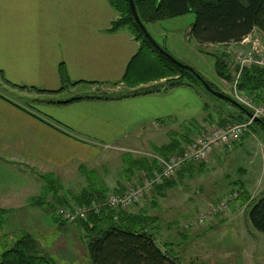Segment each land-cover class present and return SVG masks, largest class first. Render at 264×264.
<instances>
[{
    "label": "crops",
    "instance_id": "obj_1",
    "mask_svg": "<svg viewBox=\"0 0 264 264\" xmlns=\"http://www.w3.org/2000/svg\"><path fill=\"white\" fill-rule=\"evenodd\" d=\"M116 17L107 0H0V209L5 210L4 216L9 214L6 206L10 196H16L27 187V175L42 181V176L49 175L48 170H63L71 165L77 166L78 171L83 168L84 172L94 168L102 172L98 181L108 193L110 182L106 179L110 172H118L128 183L123 175L127 168L125 161L137 158L118 154L112 156L114 165L107 168L103 163L111 160V156L106 155V151L143 154L146 148L142 138H157L164 131L167 137L177 126L181 129V123H190L191 131H201L207 122L225 127L242 121L240 111L232 106L225 113L216 112L217 118L211 119V108L209 114L205 113L210 105L194 86L186 83L169 89L159 84L163 87L157 91L139 89L118 97L103 93L92 99H83L80 95L82 99L76 101L70 100L78 97L60 99L70 93L60 91L63 81L89 86L87 93L96 89L101 93L123 78L139 43L124 30L109 31ZM250 41L227 46L231 50H248L252 45L264 49V42L261 44L254 38ZM16 87L44 90L49 98H43V93L30 97L28 92ZM66 101L69 102L59 104ZM224 114L227 116L223 117ZM166 124L175 127L166 132ZM255 130L250 127L249 133L237 144L213 151L206 164L183 167L181 176L178 173L173 179L177 181L173 188L161 192L154 188L143 199L142 206L134 208L140 210L132 214L152 218L153 223L148 228L154 237L163 232L168 236L170 227L177 226L172 218L181 214V199L184 209L189 210L196 205L191 197L200 195L202 200L208 196L219 200L244 192L249 201L261 198L264 194V138H256ZM190 138L185 135L176 139L180 150ZM168 141L169 137L161 147L168 145ZM157 155H151V160L161 157ZM33 167H39L44 174L34 176ZM226 170H233L234 175L223 174ZM206 177L216 178L208 186L211 191L209 187L217 185L215 191L207 192L203 183L196 182ZM191 181L197 187L188 196ZM114 184L113 190L121 186ZM123 189L121 186L122 192ZM193 227L186 234L187 240L190 233L201 226ZM83 237L82 232L84 241ZM156 246L179 262L181 242L175 246Z\"/></svg>",
    "mask_w": 264,
    "mask_h": 264
},
{
    "label": "rangeland",
    "instance_id": "obj_2",
    "mask_svg": "<svg viewBox=\"0 0 264 264\" xmlns=\"http://www.w3.org/2000/svg\"><path fill=\"white\" fill-rule=\"evenodd\" d=\"M194 21V14L189 13L184 16L158 21L154 24H146L145 30L157 46L164 48V50L172 58H174L179 63L193 69L205 81L213 85L215 89L219 90L235 102L250 103L249 101H251L252 103L264 106L263 101H258L257 92L249 93L236 88L237 81L239 80L238 78L240 75L237 76V73L234 71V67H236L237 65L231 53L245 52L247 50L244 48L235 49L232 46L231 48L233 49L231 50L227 45L199 46L189 32L190 27L194 23ZM253 38L259 43H261V41L262 43L264 42V34H262L257 29H254L251 32L250 38L248 39L250 43V40ZM199 48L202 50V52ZM147 51L151 52L150 49H148ZM226 52H231V57L230 54ZM258 52H261L262 55V53H264V49L260 50L259 48ZM221 54H226L227 56L224 59V63L230 75L229 81H223L222 79L218 81V78L215 74L214 56H220ZM154 58L158 60L157 57ZM252 68H255L264 73V69L256 67H248L247 69ZM180 82H184L188 85L194 86V88L203 96L208 106L210 105L206 108L205 113L209 114L208 109L211 108V119L217 118V116L215 115L216 112L225 113L227 110H230V108H232L226 102L221 101L220 99L204 92L188 76L182 78ZM167 83V79H162L160 81L139 86L137 87L138 89H129L121 83L117 86H109V90L104 88L106 92L102 91L101 93L97 89L93 92L87 93V91L85 90L89 89V86L77 85L69 87L66 91L70 93L62 95L60 99H67L71 97L80 98V96H82L83 98L91 96L95 97L98 95L102 96L103 93H106L110 97H118L121 95L132 94L136 90L142 88L145 91L157 90L160 87L166 86ZM159 84H162L163 86H160ZM28 95L30 97H33L36 94L33 92H28ZM260 95L264 98V88L261 90ZM43 98L47 99L49 98V96L45 94ZM35 103L38 104V100L37 102L35 101ZM225 116L227 115L224 114L223 117ZM206 117L205 120L208 119ZM245 120V117H242L241 122ZM205 125L202 127L201 131H191L189 130V128L191 127L190 123H181V129H178L179 126H177L175 128V132L169 133L167 137L164 131V133L159 132L161 134L158 135L159 137L157 138L154 136H147L146 138H142V140L145 141L144 147L146 148V150H137L142 151L143 154L135 152L117 153L113 151H106L105 154H109L111 156V160L106 161L105 163H103V165H106L107 168H110L112 165H114L115 161L113 160L112 156L123 154L127 158H130L131 155L132 157H136L137 159L143 158L147 160L149 165H152L153 162L154 166H152V168L150 169L151 172L157 167V162L155 160H151V155L156 154L155 148L159 146L161 147L163 141H166L169 137L168 142H174V140L176 141L177 138L180 139L181 137L182 139V137L185 135H187V137L190 136L191 138H193L192 136H198L202 132L209 131L210 129H213L215 127H219L212 126V124L209 122H207ZM164 126L166 128V132L171 131L169 129L175 127L171 124H166ZM251 126H253V123L251 124ZM253 128H256V138L257 136H259L258 139H260V137L264 138V135L259 128H257L256 126H254ZM247 133L249 132L245 131L242 137H244ZM153 145H155V147ZM139 147L143 148L142 145H139ZM208 159L200 164H206L208 162ZM76 167L77 166L71 165L63 170H48L49 175L51 176V180L57 181V184L59 185V187L56 186L54 187V189H51L48 183H44V181L39 180L37 177L31 178L30 175H27L28 177L25 178L28 182L27 187L24 188V190L18 192L16 196H10V201L8 202L9 205L6 206V209H10L9 214L2 217L1 219L2 225L0 226V254L12 247L17 239H19L23 234L27 233L41 244V250L47 255H50L55 264H89L88 258L85 257L84 254L83 240L81 238L82 231L75 228L76 226L65 227L62 228L61 231L58 230V225L53 220L54 211L52 215V213L46 210L45 207L32 206L28 202L32 199H41L43 197H46L42 202L44 204L45 202H52L51 205L55 208L56 211L58 208H60L56 201L64 198L70 202V195L76 196L82 189L81 187L85 188L89 184V182L93 181V179L98 180L101 178L102 172L100 170L87 168V170L83 174L84 176H82V174L77 170ZM33 168L34 169L32 171L34 173V176L44 174L41 171L42 169H40L39 167ZM117 173L118 172H114V170H112L110 172L111 176L109 175V177L106 179V181L108 180V182H110V189H108L109 192H111L115 188V184L113 186L114 182H117L122 187H127L128 185H134L137 182H140L141 179L146 176V172H141L134 175L133 177L130 176L127 180L128 183H126L124 178H122V176ZM222 173L234 175L233 170H226ZM214 180H216V178L206 177L203 178L202 181L196 182L203 183L207 188V192H213L217 189V185H211L209 187L211 191H208V186L212 182H214ZM195 187H197V185L193 181H191L188 187V190L190 191L189 193L187 192L188 196L192 194V190H194ZM54 191H57L55 196L52 195ZM194 192L195 191H193V194ZM227 196H224L223 198ZM191 198L196 204L193 205L195 208L191 207L189 208V210H185L183 200L181 199V214L178 217L174 216L172 218L175 219V223H177V226L173 228L170 227V230H168L170 234H168V236H165V232H163L162 234L156 233L157 235L155 237V242L159 247H162V245L164 244H172L173 246H175L176 244L181 242V247L179 248V264H264V237L261 233L254 231L250 227L246 214V205L242 204L241 201H238V197L234 201H231L227 209H225L223 212L207 219L205 218L206 222L202 225H199L201 227H196L197 229L190 233L189 240L185 241L182 238V235H186L189 232V229L194 227L191 226L188 229H184L183 224L195 218V216L197 215L204 214V211L207 209V207L212 206L219 200L223 199L221 198L219 200H214L213 198H209L208 196L207 198H204V200H202L203 196L201 195L198 196V198ZM143 201L144 200H142L137 206H142ZM139 210L140 208L137 210L131 208L129 212L133 213ZM153 214H156V212H153ZM175 231L177 232L176 235ZM79 238L81 239L79 240Z\"/></svg>",
    "mask_w": 264,
    "mask_h": 264
},
{
    "label": "trees",
    "instance_id": "obj_3",
    "mask_svg": "<svg viewBox=\"0 0 264 264\" xmlns=\"http://www.w3.org/2000/svg\"><path fill=\"white\" fill-rule=\"evenodd\" d=\"M107 1L118 14V17L110 23L109 31L126 30L139 43L137 52L129 62L123 78L120 82L111 84L112 86L122 83L129 89H136L142 85L167 79L168 83L163 89H169L182 84L180 80L188 76L204 92L209 94L191 72L172 65L153 48L135 23L127 0ZM133 3L136 14L144 28L146 24H154L165 19L193 13L195 21L189 32L199 46L239 43L249 36L254 29L264 34V0H133ZM148 49L151 52H148ZM200 51L202 52L201 49ZM154 57H157L158 60ZM225 57H227L226 54L214 56V70L219 79L229 81L230 75L224 63ZM60 73L62 74V72ZM238 79L236 88L249 93L257 92L258 101L264 102L263 96L260 95L264 88V73L262 71L255 68L245 69ZM79 84L63 81L60 91L64 92L69 87ZM208 84L215 91H219L210 83ZM16 88L21 91L46 94L44 90L36 88ZM140 90L145 91L144 89ZM92 98H97V96L83 99ZM80 99L82 98H74L70 101ZM68 102H60L59 104ZM239 113L241 117H244L241 112ZM254 126L259 128L264 135L262 126L253 122L251 127ZM155 152L166 158L168 155L179 153L180 147L177 141H172L167 146L155 148ZM125 163L127 168L123 175L127 179L133 176L135 172L150 174V169L154 166L153 162L152 165H149L147 160L143 158L125 161ZM79 171L85 173L83 168H80ZM182 171H184L183 168L178 174L179 177L183 173ZM41 179L44 183H48L51 189L56 186L59 187L58 182L51 180L50 175L42 176ZM176 183L177 181L174 180L166 181L161 186L155 187V190L158 192L165 191L173 188ZM116 189L113 190V193H122L121 186H117ZM56 193L57 191H54L52 195L55 196ZM106 195L107 190L103 184L93 179L79 194L70 195L69 198L70 202L75 205H89L98 200L103 201ZM45 198L32 199L29 204L45 207L53 215L52 202H45L44 204L42 201ZM248 199L249 197L244 192L238 193L237 200L246 205L250 227L264 237V194L256 201H249ZM70 202L64 198L56 201L59 207H69ZM5 213V210L0 209V226ZM53 220L60 231L65 227L76 226L75 228L83 232V248L89 264H179L178 261L169 257L156 246L155 237L148 228L153 223L152 218L141 213H115L106 206H102L97 215L90 214L86 220L77 221L75 224L63 223L55 216ZM182 238L187 240L186 235H182ZM41 249V244L31 235L25 233L15 241L12 247L0 254V264H55L50 255Z\"/></svg>",
    "mask_w": 264,
    "mask_h": 264
},
{
    "label": "built area",
    "instance_id": "obj_4",
    "mask_svg": "<svg viewBox=\"0 0 264 264\" xmlns=\"http://www.w3.org/2000/svg\"><path fill=\"white\" fill-rule=\"evenodd\" d=\"M245 42H249L248 37L242 40V43ZM233 59L237 65L234 67L237 76L248 67L264 69V56L258 52L255 45H252L245 52H233ZM249 102L236 103L250 112L253 117L264 118V106ZM249 124L250 122L234 123L202 132L199 136L190 138L184 143L179 153L166 158L157 157L155 159L157 167L150 174H146L140 182L124 187V191L121 194L109 193L103 201L98 200L89 205H75L70 202L69 207L58 208L54 212V216L63 223L75 224L77 221L86 220L90 214L97 215L102 206H106L115 213H129L131 208H135L146 196L150 195L155 187L161 186L165 181L173 180L183 167L202 163L216 149L229 147L239 142ZM236 196V192L229 194L216 204L207 207L204 214L197 215L195 218L185 222L183 228L188 229L191 226L202 225L206 222L205 218L215 216L227 209Z\"/></svg>",
    "mask_w": 264,
    "mask_h": 264
},
{
    "label": "water",
    "instance_id": "obj_5",
    "mask_svg": "<svg viewBox=\"0 0 264 264\" xmlns=\"http://www.w3.org/2000/svg\"><path fill=\"white\" fill-rule=\"evenodd\" d=\"M128 1V5H129V10L132 14V17L134 18L135 23L139 26V28L141 29V31L143 32L144 36L147 38V40L150 42V44L153 46V48L160 54L162 55L169 63H171L172 65L176 66L179 69H184V70H188L189 72H191L195 79L200 82V84L203 86V88L212 96L220 99L221 101L226 102L227 104H229L230 106L236 108L238 111H240L241 113H243L246 118H252V114L250 112H248L245 108H243L242 106H240L238 103H236L234 100H232L231 98H229L228 96H226L225 94H223L222 92L219 91H215L214 89H212L209 84L196 72H194L190 67L185 66L181 63H179L178 61H176L174 58H172L164 49H162L161 47L157 46L155 44V42L149 37V35L147 34L144 26L141 24L136 11H135V7H134V3L133 0H127ZM253 121L257 124H259L260 126H262V128L264 129V124L261 122V120L257 119V118H253Z\"/></svg>",
    "mask_w": 264,
    "mask_h": 264
},
{
    "label": "bare ground",
    "instance_id": "obj_6",
    "mask_svg": "<svg viewBox=\"0 0 264 264\" xmlns=\"http://www.w3.org/2000/svg\"><path fill=\"white\" fill-rule=\"evenodd\" d=\"M253 118H257V119H259V120H261V122H264V118H261V117H253L252 116V118H246V120L245 121H243V122H237V123H247V122H250V124L248 125V127H247V129H246V131H248L249 132V128L251 127V124L254 122L253 121ZM255 123V122H254ZM264 124V123H263ZM240 141V140H239ZM238 143V142H237ZM236 143V144H237ZM235 145V144H234ZM166 182V181H165ZM165 182H163V183H165ZM238 197V195L236 196V198ZM235 198V199H236Z\"/></svg>",
    "mask_w": 264,
    "mask_h": 264
}]
</instances>
